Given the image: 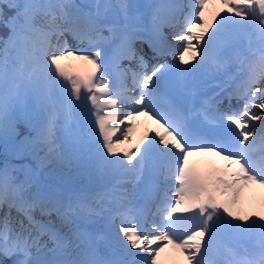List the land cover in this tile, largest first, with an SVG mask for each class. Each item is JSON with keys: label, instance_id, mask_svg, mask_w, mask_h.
<instances>
[{"label": "snow or ice", "instance_id": "obj_1", "mask_svg": "<svg viewBox=\"0 0 264 264\" xmlns=\"http://www.w3.org/2000/svg\"><path fill=\"white\" fill-rule=\"evenodd\" d=\"M0 264H264V0H0Z\"/></svg>", "mask_w": 264, "mask_h": 264}, {"label": "bare ground", "instance_id": "obj_2", "mask_svg": "<svg viewBox=\"0 0 264 264\" xmlns=\"http://www.w3.org/2000/svg\"><path fill=\"white\" fill-rule=\"evenodd\" d=\"M145 119H146V118H144V117H141V118H140L141 121H144Z\"/></svg>", "mask_w": 264, "mask_h": 264}]
</instances>
